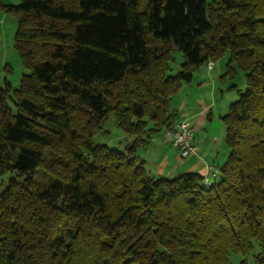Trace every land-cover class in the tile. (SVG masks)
Instances as JSON below:
<instances>
[{
	"label": "trees",
	"instance_id": "obj_1",
	"mask_svg": "<svg viewBox=\"0 0 264 264\" xmlns=\"http://www.w3.org/2000/svg\"><path fill=\"white\" fill-rule=\"evenodd\" d=\"M0 10L18 18L28 70L0 86V264H264V0ZM226 54L223 77L241 69L246 88L221 116L217 178L151 174L138 151L174 130L175 95ZM109 113L131 137L123 150L94 141Z\"/></svg>",
	"mask_w": 264,
	"mask_h": 264
},
{
	"label": "crops",
	"instance_id": "obj_2",
	"mask_svg": "<svg viewBox=\"0 0 264 264\" xmlns=\"http://www.w3.org/2000/svg\"><path fill=\"white\" fill-rule=\"evenodd\" d=\"M225 71L220 62H214L212 67L207 63L183 84L174 106L179 110L178 122L188 119L195 128L196 153L183 158L173 145L169 131H163L138 151L151 174L171 178L181 173L198 172L210 177L211 181L217 178L229 154L221 116L238 97L230 93L231 85L226 87Z\"/></svg>",
	"mask_w": 264,
	"mask_h": 264
},
{
	"label": "rangeland",
	"instance_id": "obj_3",
	"mask_svg": "<svg viewBox=\"0 0 264 264\" xmlns=\"http://www.w3.org/2000/svg\"><path fill=\"white\" fill-rule=\"evenodd\" d=\"M4 2L6 4L15 5L18 4L20 0H4ZM17 27L18 18L11 13H6L0 10V86H3L5 80H7L11 83L13 88H18L23 74L28 73V70L24 67L20 53L15 47V34ZM228 59L229 55L226 54L223 58L215 62H220L221 65L226 68ZM183 60V53L176 50L174 52V61L171 63V74L174 75L180 71ZM232 83L236 86V89H231L230 93L239 96L237 89L244 90L246 88L245 72L241 69H237L233 79L226 77V87L233 85ZM179 93L180 92L175 95V101L178 99L177 97ZM174 100L173 105H175ZM11 105L13 106L12 102ZM130 139L131 137L121 131L116 125L113 113H109L103 125V131L94 136L95 143L107 144L111 147H117L120 150L124 149L126 143ZM175 176H171V178ZM234 261L235 263L238 262L237 257H234Z\"/></svg>",
	"mask_w": 264,
	"mask_h": 264
},
{
	"label": "built area",
	"instance_id": "obj_4",
	"mask_svg": "<svg viewBox=\"0 0 264 264\" xmlns=\"http://www.w3.org/2000/svg\"><path fill=\"white\" fill-rule=\"evenodd\" d=\"M213 61L208 62V66L212 67ZM172 137V143L180 150V155L185 158L196 153L197 146L195 144V128L188 119H183L176 124L174 130L169 131ZM212 174L215 169L211 167ZM205 183H210V177L204 176Z\"/></svg>",
	"mask_w": 264,
	"mask_h": 264
}]
</instances>
